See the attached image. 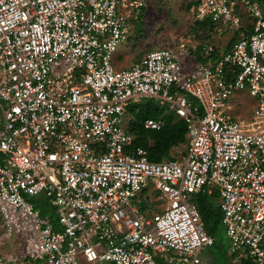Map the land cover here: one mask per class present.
Listing matches in <instances>:
<instances>
[{
	"label": "built area",
	"instance_id": "obj_1",
	"mask_svg": "<svg viewBox=\"0 0 264 264\" xmlns=\"http://www.w3.org/2000/svg\"><path fill=\"white\" fill-rule=\"evenodd\" d=\"M146 1L0 0V264H201L215 242L202 192L237 264H264V0H195L207 36L238 37L205 60L163 48L118 67ZM143 98L186 122L184 153L132 146L128 106ZM4 231L27 236L24 253Z\"/></svg>",
	"mask_w": 264,
	"mask_h": 264
},
{
	"label": "rangeland",
	"instance_id": "obj_2",
	"mask_svg": "<svg viewBox=\"0 0 264 264\" xmlns=\"http://www.w3.org/2000/svg\"><path fill=\"white\" fill-rule=\"evenodd\" d=\"M195 0H147L132 23L130 36L119 45L117 54L118 67H130L134 62L152 50L173 48L191 54L197 47L213 43L224 49L230 40L229 36L212 38L207 36L206 27L196 23ZM139 14H141L139 16ZM246 101V105L244 99ZM241 106L235 112L242 117H249L254 112V105L248 96L237 97ZM129 117L131 115L129 114ZM187 143L174 147L171 156L178 157L186 150ZM2 246L9 254L24 253L26 238L21 232L7 235L2 232ZM201 264H237L238 259L230 252V245L222 222L216 242L205 246L200 254Z\"/></svg>",
	"mask_w": 264,
	"mask_h": 264
},
{
	"label": "trees",
	"instance_id": "obj_3",
	"mask_svg": "<svg viewBox=\"0 0 264 264\" xmlns=\"http://www.w3.org/2000/svg\"><path fill=\"white\" fill-rule=\"evenodd\" d=\"M190 5H197L196 1L190 2ZM141 14H139L140 16ZM199 27H205L206 23L196 20ZM238 37L234 36L228 44V47L236 41ZM202 46L196 48L194 53L200 59L202 57ZM128 113L131 115L129 119V128L136 133L132 146L142 147L147 150L148 158L153 161H163L173 159L171 151L174 147L187 143V124L170 112L166 106L160 105L151 98H143L138 102L130 103ZM148 118L163 119L164 125L161 129H149L144 126V121ZM216 193L209 196L207 193H199L196 197V203L199 208L202 221L207 232L215 238L219 234L222 224V211L216 202ZM35 206L41 209L42 214H49L54 217V209L44 201L34 200ZM55 228L60 226L55 223ZM158 264H169L163 258L158 259Z\"/></svg>",
	"mask_w": 264,
	"mask_h": 264
},
{
	"label": "crops",
	"instance_id": "obj_4",
	"mask_svg": "<svg viewBox=\"0 0 264 264\" xmlns=\"http://www.w3.org/2000/svg\"><path fill=\"white\" fill-rule=\"evenodd\" d=\"M215 242H216V238H215ZM215 242H214V243H215ZM161 258H162V257H161ZM159 259H160V258H159ZM163 260H165L166 262H168V261H167L166 259H164V258H163ZM169 264H170V263H169Z\"/></svg>",
	"mask_w": 264,
	"mask_h": 264
}]
</instances>
